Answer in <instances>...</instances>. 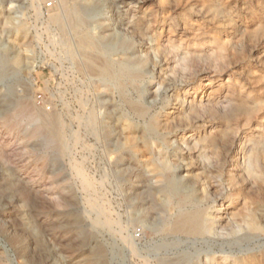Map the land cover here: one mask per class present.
Masks as SVG:
<instances>
[{
	"label": "rangeland",
	"instance_id": "obj_1",
	"mask_svg": "<svg viewBox=\"0 0 264 264\" xmlns=\"http://www.w3.org/2000/svg\"><path fill=\"white\" fill-rule=\"evenodd\" d=\"M141 1L0 0V264H264V0ZM124 61L140 80L117 76ZM18 105L60 118L68 150ZM190 213L205 232L172 230Z\"/></svg>",
	"mask_w": 264,
	"mask_h": 264
},
{
	"label": "bare ground",
	"instance_id": "obj_2",
	"mask_svg": "<svg viewBox=\"0 0 264 264\" xmlns=\"http://www.w3.org/2000/svg\"><path fill=\"white\" fill-rule=\"evenodd\" d=\"M143 1V0H142ZM141 1V2H142ZM61 4V3H60ZM65 5V4H64ZM65 11V10H64ZM136 11V10H135ZM83 12V10H82ZM67 13L69 14V18L72 19L73 21V25L75 28H79L81 26L84 25V22L87 18H89V16L84 13V14H79V11L75 8V7H71V8H68L67 9ZM198 13V12H197ZM208 15V14H207ZM62 17L63 15H57L54 16V17H51V22L54 23V24H57L58 26L61 25V22H62ZM198 17V16H197ZM136 19V18H135ZM145 19V18H144ZM152 19V18H151ZM148 20V19H147ZM150 20V19H149ZM211 20V19H210ZM210 20H208L210 22ZM214 20V19H212ZM205 21V19H204ZM68 22V20H67ZM207 22V21H206ZM205 23V22H204ZM68 24V23H67ZM156 24V22H155ZM147 26V25H146ZM152 26V24H151ZM177 26V25H176ZM89 27V26H88ZM153 27V26H152ZM166 27V26H165ZM146 28V27H145ZM124 29V28H123ZM125 30V29H124ZM149 30V29H148ZM184 30V29H183ZM126 31V30H125ZM132 31V30H131ZM130 31V32H131ZM147 31V30H146ZM49 32V31H48ZM77 32V31H76ZM84 32V31H83ZM129 32V31H128ZM133 32V31H132ZM141 32V31H140ZM53 33V32H52ZM186 33V32H185ZM200 34V32H199ZM81 35V34H80ZM91 35V34H90ZM196 35V34H195ZM192 36V35H191ZM143 37V36H142ZM141 37V39H142ZM201 37V35H200ZM144 38V37H143ZM193 38V37H192ZM195 38V37H194ZM198 38V37H197ZM203 38V37H202ZM209 38V37H208ZM140 39V40H141ZM149 40V39H148ZM198 40V39H197ZM56 41V40H55ZM65 42V41H64ZM79 43L81 46H83L84 48L85 47H91L92 49H94L95 52H98L99 54L105 56L106 58L109 57V55L112 53L113 51V47L112 45L108 44V43H105V42H92L91 39H90V36L86 33L84 35H82L80 37V40H79ZM62 44V47L60 45V47L62 48L64 54L68 57V58H72V52H71V47L69 48L66 44L63 45V42H61ZM227 43H225L226 45ZM166 46V45H165ZM59 47V48H60ZM225 47V46H224ZM61 48H60V51H61ZM227 48V46H226ZM229 49V48H228ZM87 50V49H86ZM135 50V49H134ZM227 50V49H226ZM59 51V52H60ZM93 51V52H94ZM165 51V50H164ZM85 52V51H84ZM227 52V51H226ZM116 53V52H115ZM150 52L148 51L147 54H149ZM170 53V52H168ZM94 54V53H93ZM228 54V53H227ZM150 55V54H149ZM157 55V54H156ZM222 55V54H221ZM99 56V55H98ZM135 56V55H134ZM178 56V55H177ZM189 56V55H188ZM206 56V55H204ZM88 57V56H87ZM96 57V56H95ZM149 57V56H148ZM157 57V56H156ZM198 57V56H197ZM91 58V57H90ZM120 58V57H119ZM189 58V57H188ZM225 58V57H224ZM98 59V58H97ZM104 59V58H103ZM168 58L164 59V61H166ZM222 59V58H221ZM229 59V57H228ZM91 60V59H90ZM96 60V59H95ZM118 60V59H117ZM105 61V60H104ZM121 61V60H120ZM168 61V60H167ZM216 61V60H215ZM20 62V59L19 58H16L15 59V63L18 64ZM98 63V61H96ZM218 62V61H217ZM93 63V62H92ZM140 63V62H139ZM182 63V62H181ZM142 64V63H141ZM160 64V63H159ZM174 64V63H173ZM183 64V63H182ZM97 65V64H96ZM95 65V66H96ZM158 65V63H157ZM161 65V64H160ZM177 65V64H176ZM190 65V64H188ZM219 65V64H218ZM70 66V65H69ZM178 66V65H177ZM192 66V65H191ZM95 68V67H94ZM140 68L141 66H138V65H132L130 64L129 62H120L119 65H118V68H117V73L119 76V78L122 79H130L132 78V81H137V80H140L139 79V71H140ZM178 68V67H177ZM97 69V68H96ZM174 69V68H173ZM185 69V68H184ZM183 69V70H184ZM192 69V68H191ZM226 69V68H225ZM98 77H99V80L100 82L102 81L103 83H106V84H110L111 87L114 86V83H115V76H116V71H115V67L113 66L112 62H110L108 59L106 60L105 64L102 65L100 67V69H98ZM169 70H172V69H169ZM181 70V69H180ZM97 71V70H96ZM192 71H195V70H192ZM224 71V70H223ZM227 71V70H226ZM229 72V71H227ZM133 73H138L137 76L134 75L135 77L132 76ZM153 73V72H152ZM173 73V72H172ZM214 73V72H213ZM222 73V72H221ZM74 74V73H73ZM225 74V73H224ZM228 74V73H227ZM140 75V74H139ZM202 75V74H201ZM143 76V75H142ZM145 76V75H144ZM143 76V77H144ZM175 76V75H174ZM190 76V75H189ZM166 78V75L164 76ZM173 77V75H172ZM176 78V77H175ZM143 79V78H141ZM171 80V79H170ZM178 80V78H177ZM161 81V80H160ZM126 82V81H125ZM159 83V82H158ZM189 83V82H188ZM206 84V83H205ZM204 84V85H205ZM117 86V85H116ZM115 86V87H116ZM128 86H129V83H128ZM136 86V85H135ZM200 87V86H199ZM110 88V87H109ZM160 88V87H159ZM76 90V89H75ZM135 89H133L134 91ZM155 90V89H154ZM157 91V90H156ZM168 91V90H167ZM138 92V90H137ZM154 92V91H153ZM159 92V91H158ZM156 92V93H158ZM81 93V92H80ZM123 93V92H122ZM134 93V92H133ZM62 95V94H61ZM90 96V95H89ZM132 96V95H131ZM157 96V95H155ZM81 97V96H80ZM181 97V96H180ZM151 98V97H150ZM153 98V97H152ZM62 99V98H61ZM198 99V98H197ZM124 100V99H123ZM171 100V99H170ZM220 100V99H219ZM136 101V100H135ZM126 102V101H125ZM156 102V100H155ZM82 103V102H80ZM128 104V103H127ZM132 104V103H131ZM142 104V103H141ZM147 104V103H146ZM65 105V104H64ZM153 105V104H152ZM166 105V104H165ZM174 105V104H173ZM87 106V105H86ZM145 106V105H144ZM151 106V105H150ZM263 106V105H262ZM131 107V106H129ZM140 109V108H139ZM142 109V107H141ZM145 110V108H144ZM134 111V110H133ZM86 112V111H85ZM132 112V111H131ZM250 112V111H249ZM50 113V112H49ZM141 114V113H140ZM244 114V113H243ZM13 117L16 118V122L17 123H26L27 125H31L33 124L34 126V129L32 130V133L34 135H38L40 134L42 131H49L50 133V137L53 139V142L55 144H57V146L61 149V150H68L66 149V145H65V135L64 134V131H63V123H61V121L56 118V117H53V116H50L49 114H46V113H42V112H38L37 110H35L34 108H32L31 106L29 105H18L15 109H14V112H13ZM139 118V117H138ZM148 118V117H147ZM150 118V117H149ZM71 119V118H70ZM84 125L85 127H87L88 129L90 130H94V125H95V118H94V115L92 113H89L87 115V117L85 118L84 117ZM142 119V118H140ZM152 119V118H150ZM232 119V118H231ZM148 121V120H147ZM233 121V120H232ZM152 122V120H151ZM128 123V122H127ZM132 123V122H131ZM147 125V124H146ZM31 127V126H29ZM87 133V132H86ZM225 133V132H224ZM226 134V133H225ZM87 135V134H86ZM167 135V134H166ZM148 136V135H147ZM168 136V135H167ZM166 136V137H167ZM224 136V135H223ZM131 137V136H130ZM165 138V137H164ZM225 138H228L227 136ZM135 139V138H134ZM132 140V139H131ZM223 140V139H222ZM242 141V140H241ZM233 143V141H232ZM69 144V143H68ZM194 146V145H193ZM236 146V145H235ZM191 147V146H189ZM220 147H222L220 145ZM182 148V147H181ZM187 148V147H185ZM253 148V147H252ZM190 149V148H189ZM181 150V149H180ZM251 150V149H250ZM184 151V150H183ZM219 151V150H217ZM231 151V150H230ZM64 152V151H63ZM255 152V151H254ZM230 153V152H229ZM257 153V152H256ZM230 155V154H229ZM216 156V154H215ZM247 156V154H246ZM231 158V157H230ZM243 158V157H241ZM85 160V159H84ZM82 160V161H84ZM242 161V160H241ZM74 162V161H73ZM81 162V161H80ZM259 162V161H258ZM75 163V162H74ZM79 164V162H77ZM80 165V164H79ZM77 165L75 163V165L73 166V172L75 171V173L80 177V180H81V183L82 185L85 187H83L85 190L87 189L90 190L91 187H92V183L91 181L89 180V178L84 174L82 173L83 170L80 168V166ZM82 165V164H81ZM235 165V164H234ZM253 160L251 159V157H247L243 162H242V167L243 168H246L248 169L249 171L252 170L253 168ZM238 167V166H237ZM241 167V168H242ZM232 170H234L233 168H231ZM236 169V168H235ZM82 170V171H81ZM231 170V171H232ZM236 171V170H234ZM248 172V171H247ZM241 174V173H240ZM243 174V173H242ZM252 175V174H251ZM234 176V175H233ZM237 176V175H236ZM253 176V175H252ZM251 176V177H252ZM106 177V176H105ZM250 177V178H251ZM79 179V178H78ZM234 180V179H233ZM95 181V180H94ZM81 185V186H82ZM102 185V184H101ZM97 189V188H96ZM179 186L177 184V181L176 179H171L170 182H169V186H168V191L170 194H176L179 192ZM85 191V192H87ZM92 193H93V190H91ZM90 191V192H91ZM88 193V192H87ZM189 193V192H188ZM96 194V193H95ZM89 195V194H87ZM91 195V194H90ZM180 195V194H179ZM175 196V195H174ZM93 197V196H92ZM103 198V197H102ZM189 199V198H188ZM169 200V199H168ZM195 201V200H194ZM94 202V201H92ZM91 204H94V203H91ZM190 206V205H189ZM102 207V206H101ZM195 207V206H194ZM263 207V206H262ZM193 209V207H192ZM196 209V208H195ZM188 210V209H187ZM179 212V211H177ZM205 212V211H204ZM236 212V211H235ZM187 213V212H186ZM257 213V212H255ZM102 214V210L99 212V215ZM104 214V213H103ZM108 214V213H107ZM199 214V213H198ZM251 215V214H250ZM171 216V215H170ZM203 216V215H202ZM172 220V219H171ZM206 220V218H205ZM167 221V220H166ZM174 221V220H173ZM106 224L109 226L110 222L105 220ZM172 225V223H170ZM93 225L94 227H104V225L96 220H94L93 222ZM165 227V226H164ZM162 229V228H161ZM252 229H256L255 226H253ZM122 230V229H121ZM172 230H180L181 232H184L188 235H199L203 232L206 231V226L204 225V223L202 224L198 218V216H196V214H187V215H184L183 217H181L178 221H177V225L172 229ZM165 231V230H164ZM260 232V231H259ZM263 232V231H262ZM121 233V232H120ZM179 233V232H178ZM250 234V233H248ZM185 235V234H184ZM203 235V234H202ZM201 236V235H200ZM255 236V235H254ZM249 237V236H248ZM255 238V237H254ZM132 246V245H131ZM129 247V246H128ZM134 249V248H133ZM131 248V253H133V250ZM136 252V250H135ZM137 254V253H136Z\"/></svg>",
	"mask_w": 264,
	"mask_h": 264
},
{
	"label": "built area",
	"instance_id": "obj_3",
	"mask_svg": "<svg viewBox=\"0 0 264 264\" xmlns=\"http://www.w3.org/2000/svg\"><path fill=\"white\" fill-rule=\"evenodd\" d=\"M51 5H52V3L49 5H46V7H50ZM141 235H142V230L139 228L134 229L132 231V236H133V239H135V240H139L141 238Z\"/></svg>",
	"mask_w": 264,
	"mask_h": 264
}]
</instances>
